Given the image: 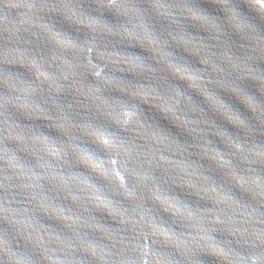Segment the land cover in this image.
I'll use <instances>...</instances> for the list:
<instances>
[{"label":"water","instance_id":"1","mask_svg":"<svg viewBox=\"0 0 264 264\" xmlns=\"http://www.w3.org/2000/svg\"><path fill=\"white\" fill-rule=\"evenodd\" d=\"M0 264H264V0H0Z\"/></svg>","mask_w":264,"mask_h":264}]
</instances>
